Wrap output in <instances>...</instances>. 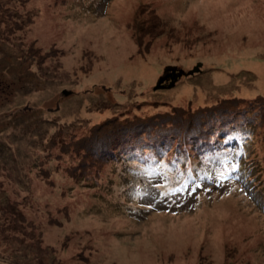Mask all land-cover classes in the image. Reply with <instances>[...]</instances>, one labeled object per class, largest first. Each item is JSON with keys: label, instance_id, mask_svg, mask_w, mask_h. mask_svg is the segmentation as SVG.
<instances>
[{"label": "rangeland", "instance_id": "1", "mask_svg": "<svg viewBox=\"0 0 264 264\" xmlns=\"http://www.w3.org/2000/svg\"><path fill=\"white\" fill-rule=\"evenodd\" d=\"M261 95L264 0H0V260L264 264V196L230 185L223 159H199L215 177L192 194L169 191L188 162L167 154L160 170L142 150L98 162L83 146L234 97L255 103L242 147L264 169ZM209 119L173 122L196 138Z\"/></svg>", "mask_w": 264, "mask_h": 264}, {"label": "trees", "instance_id": "2", "mask_svg": "<svg viewBox=\"0 0 264 264\" xmlns=\"http://www.w3.org/2000/svg\"><path fill=\"white\" fill-rule=\"evenodd\" d=\"M261 99L262 102L259 101V104L264 106L263 95H261ZM217 102H211L212 104L205 106H202V103L199 102L193 109V102L188 101L187 107L173 105V111L170 112L174 113V115L171 117H161L160 121L154 122L152 117H149L148 120L146 119L145 122L131 121L130 123L132 125L126 127V129L128 130L127 136L133 135L132 137H127L121 131H118L115 134L113 133V136L109 137L106 142L101 137L95 139L89 138L87 142H83L85 156L87 157L88 155L91 158L96 157L98 162L102 160L106 163L108 160H114L115 156H124L131 150H142L146 155V163H155L161 170L165 164L164 156L168 154L166 159L175 162V164L184 167L188 162L186 176L179 181L175 179V184L169 188V191L175 189L188 193V190H191L192 194H196L197 189H201L202 183L204 182L203 178L208 177L213 179L215 177H212L211 171L209 170L207 175L203 174L201 176V172L196 173V169L199 167V159L203 156H207L206 159L217 157L214 162L209 160L208 162H213L212 165H216L220 159H223L222 163L230 166L231 173L226 177L231 183L230 185L238 187L242 184V188L247 187L246 193L248 192L250 195L254 192L257 193L260 189L264 196L263 163L258 162L252 156L249 149L242 147V145H246L250 141L251 137H254L255 129L259 124V121L256 123L255 118L251 119V115L246 113L249 111L247 109L251 108L253 110L255 108V103H253L254 101H247L239 106L240 102L234 97L222 98ZM220 116L223 119L219 118ZM206 118H210V121H212L211 118L216 119L215 123L207 125V135L200 134L196 138L193 137L194 135L189 138V133L183 132V129L181 130L183 126L180 125L181 128L179 129V124L173 122L177 119H182V121L185 119L188 121L200 119L203 122L207 121ZM260 120H264V118ZM108 125L120 126V123L117 120L111 119L105 123L106 127ZM152 130L156 134H153L151 132ZM135 136L138 138L133 140ZM184 136L192 142H187L186 140L188 139H185ZM256 136L259 137L260 134L256 133ZM81 143L78 142L75 147L82 150ZM220 145L222 146L220 147ZM104 147H107L108 150L105 151ZM225 150H230V154H223L222 152ZM260 161L263 162L264 160ZM261 206L264 208V203H261ZM1 235L2 232L0 233ZM4 237L8 238L7 235ZM24 238L25 236L20 238L17 235L13 240L19 241L20 239L18 242L20 244ZM36 249L38 248L36 247ZM0 261L6 264H23L16 259L11 261L3 259Z\"/></svg>", "mask_w": 264, "mask_h": 264}, {"label": "water", "instance_id": "3", "mask_svg": "<svg viewBox=\"0 0 264 264\" xmlns=\"http://www.w3.org/2000/svg\"><path fill=\"white\" fill-rule=\"evenodd\" d=\"M201 64H199L198 66H200ZM170 69H172L174 72L176 71V67H170ZM169 70V68L166 70V71H168ZM199 70V67H197V68H195L194 70H191L190 72H189V74H194V72H196V71H198ZM183 75H187L183 70H180V72L179 73H176L175 74V76L172 78V81H171V83L169 84V87H172L173 85H174V83H175V81L179 78V77H181V76H183ZM165 82V79L164 78H161L158 82H157V86L155 87V89L157 90V89H160V88H163V87H165V85H163V83ZM0 264H2V263H0Z\"/></svg>", "mask_w": 264, "mask_h": 264}, {"label": "snow or ice", "instance_id": "4", "mask_svg": "<svg viewBox=\"0 0 264 264\" xmlns=\"http://www.w3.org/2000/svg\"><path fill=\"white\" fill-rule=\"evenodd\" d=\"M235 167V166H234Z\"/></svg>", "mask_w": 264, "mask_h": 264}]
</instances>
